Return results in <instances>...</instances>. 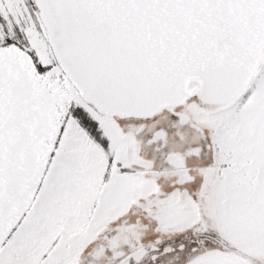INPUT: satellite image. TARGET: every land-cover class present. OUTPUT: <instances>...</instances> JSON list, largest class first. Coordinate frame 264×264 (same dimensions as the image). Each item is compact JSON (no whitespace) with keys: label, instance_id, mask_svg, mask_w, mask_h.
Here are the masks:
<instances>
[{"label":"snow or ice","instance_id":"1","mask_svg":"<svg viewBox=\"0 0 264 264\" xmlns=\"http://www.w3.org/2000/svg\"><path fill=\"white\" fill-rule=\"evenodd\" d=\"M0 264H264V0H0Z\"/></svg>","mask_w":264,"mask_h":264}]
</instances>
